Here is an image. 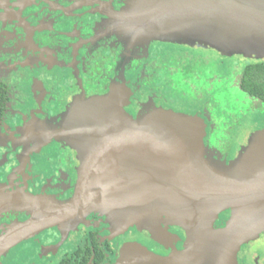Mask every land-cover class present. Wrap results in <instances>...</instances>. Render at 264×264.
Segmentation results:
<instances>
[{
    "label": "flooded vegetation",
    "instance_id": "af4514ba",
    "mask_svg": "<svg viewBox=\"0 0 264 264\" xmlns=\"http://www.w3.org/2000/svg\"><path fill=\"white\" fill-rule=\"evenodd\" d=\"M132 1L0 0V264H165L186 249V229L166 220L120 224L101 200L65 209L82 168L62 133L77 102L115 95L133 119L155 109L196 116L205 156L226 163L264 132L263 55L136 38L123 18L135 15L125 12ZM206 51L211 59H185ZM216 65L242 92L241 108L217 99ZM184 71L201 85L187 86ZM229 215L220 212L213 229ZM260 245L264 233L230 264H264Z\"/></svg>",
    "mask_w": 264,
    "mask_h": 264
},
{
    "label": "water",
    "instance_id": "95a60500",
    "mask_svg": "<svg viewBox=\"0 0 264 264\" xmlns=\"http://www.w3.org/2000/svg\"><path fill=\"white\" fill-rule=\"evenodd\" d=\"M125 12L135 13L123 18L136 38L196 40L226 54L264 55V0H133ZM118 100L115 95L81 100L67 116L62 133L79 150L82 168L77 194L65 209L101 200L120 224L181 225L187 231L185 251L159 261L225 264L219 256L229 253L232 259L241 243L264 230V132L226 163L205 156L198 117L155 109L133 119ZM223 211L247 217L240 241L227 236L235 231L229 224L213 229ZM217 238L225 251L214 255ZM2 247L0 242V252Z\"/></svg>",
    "mask_w": 264,
    "mask_h": 264
},
{
    "label": "rangeland",
    "instance_id": "374dc122",
    "mask_svg": "<svg viewBox=\"0 0 264 264\" xmlns=\"http://www.w3.org/2000/svg\"><path fill=\"white\" fill-rule=\"evenodd\" d=\"M177 43H181V44H189V45H195V46H204V47H210L209 45H203V44H201V43H199L198 41H196V40H183V41H179V42H177ZM209 53L206 51V52H202V55H203V57H200V59H197L198 57H189V58H186L185 57V59H194L193 61H202L203 59H206V60H208V59H211V56L209 55V56H207ZM205 55V56H204ZM250 56H253V55H250ZM264 56V55H263ZM198 70V67H195V71H197ZM215 70H214V74L213 75H215L216 77H215V82H217L216 83V85H215V87H214V92H217V99H221V100H223V101H221V100H217V101H221V102H225V103H227V101H229V104H230V106H231V108L232 109H235V107L237 108V109H239V108H241L242 106H239L238 104H237V100L240 98V93H242L239 89H237L236 88V85H234V83H233V81H231V80H229L228 82L226 81V79L225 78H221L218 74H220L219 73V68H218V65H216V68H214ZM201 70V68L199 69V71ZM202 71V70H201ZM178 74V76H181V77H184V78H186L187 79V81H186V85L188 86L190 83H193V84H196V81L198 82L197 83V85H201L200 83L201 82H203V80H196V78L195 79H192V78H188L189 76H191L190 74H188L186 71H184V72H181V75H180V73H177ZM198 76L200 77V79L202 78V76H209V74H205V73H203V72H201V73H199L198 74ZM220 77V78H219ZM196 80V81H195ZM232 80H233V78H232ZM194 81H195V83H194ZM199 81H201V82H199ZM230 83H232V86L231 87H228L227 88V84H230ZM233 106H235V107H233ZM211 156V155H210ZM213 159H216V158H214L213 156H211ZM217 160H219V159H217ZM219 161H221V160H219ZM245 218H247V217H245ZM245 218H239V216H234L232 213H230V215H229V217H228V219H227V225L228 226H230V227H233V229L235 230L234 231V234H233V232H231V233H228L227 234V236L228 237H231L232 235L234 236V238L233 239H235L234 241H240L239 239H240V237H239V235H241V230H239V228H240V226H241V228H243L242 226H244V225H241L243 222H245ZM217 219V218H216ZM215 219V220H216ZM244 224V223H243ZM251 225H252V227L253 228H257V227H260V226H258V224H256V223H251ZM227 227V226H226ZM226 227H224L223 229H225ZM235 227H238V228H235ZM262 233H264V230L262 229V230H260V232H258L257 233V235H254L253 234V238H249V240H253V239H255V238H257L258 236H260V234H262ZM248 240V241H249ZM228 241V240H227ZM245 241V240H244ZM224 245V241H223V239H221V238H217L213 243H212V248H213V254L215 255L216 254V251H220L221 249H223V251H225V245ZM260 250H264V245H260ZM226 253V252H225ZM217 255V254H216ZM219 257H221L222 259H223V263H225V264H229L231 261H229V258L231 259V255L228 253V254H224V255H221V256H219Z\"/></svg>",
    "mask_w": 264,
    "mask_h": 264
}]
</instances>
